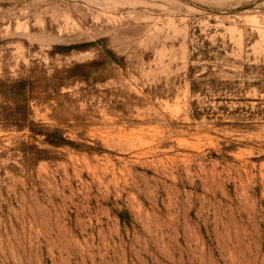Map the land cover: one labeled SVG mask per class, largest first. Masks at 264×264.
<instances>
[{
    "label": "rangeland",
    "instance_id": "obj_1",
    "mask_svg": "<svg viewBox=\"0 0 264 264\" xmlns=\"http://www.w3.org/2000/svg\"><path fill=\"white\" fill-rule=\"evenodd\" d=\"M0 264H264V0H0Z\"/></svg>",
    "mask_w": 264,
    "mask_h": 264
},
{
    "label": "trees",
    "instance_id": "obj_2",
    "mask_svg": "<svg viewBox=\"0 0 264 264\" xmlns=\"http://www.w3.org/2000/svg\"><path fill=\"white\" fill-rule=\"evenodd\" d=\"M104 53L109 54L108 50H105ZM10 91L13 94H20L22 92V83L20 81L15 82L10 85Z\"/></svg>",
    "mask_w": 264,
    "mask_h": 264
}]
</instances>
